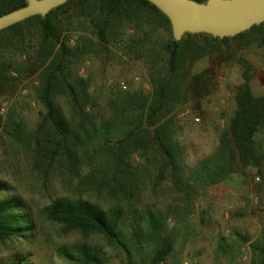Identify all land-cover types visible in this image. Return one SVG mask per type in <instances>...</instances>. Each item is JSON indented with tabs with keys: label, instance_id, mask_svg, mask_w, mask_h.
I'll use <instances>...</instances> for the list:
<instances>
[{
	"label": "trees",
	"instance_id": "obj_1",
	"mask_svg": "<svg viewBox=\"0 0 264 264\" xmlns=\"http://www.w3.org/2000/svg\"><path fill=\"white\" fill-rule=\"evenodd\" d=\"M27 4L28 0H0V17ZM81 26L90 27L92 36L88 30L74 36ZM171 27L169 18L148 0H71L44 17L0 31V109L7 92L30 73L39 76L37 100L45 110L32 133L25 130L14 109L5 117L0 115V130L28 154L30 176L45 201L34 210L14 186L0 180V243L23 240L36 245L39 234L50 225L64 237L74 234L81 239L56 243L50 262L44 264H107L103 250L90 242L93 236H102L109 245L124 251L127 264H142L134 259L135 253H149L152 264H162L174 253L175 241L167 230V217L150 209L143 214L138 210L141 182L138 170H133L134 155L144 156L152 147L157 149L163 165L158 178H169L177 193L184 195L186 213L194 197L204 190L235 175L245 176L250 169L262 172L264 95L253 94L248 63L243 65L245 83L235 95L237 109L220 134L216 151L192 170L186 168L184 150L168 116L180 88L186 86L199 96L210 80L201 73L187 81L189 59L205 56L215 43L247 36L264 53V23L234 38L185 34L179 42ZM160 28L170 32L162 47L168 72L158 79L153 95H128L119 103L110 100L109 116L94 114L90 81L79 74L82 60L97 44L108 50L112 43L123 46L127 40L130 49L142 50ZM130 30L133 32L127 34ZM197 39H203L205 46ZM13 47L25 57L21 64L15 62ZM64 102L70 106L69 112ZM100 156L102 168L87 166L85 159L91 162ZM84 166L88 167L86 174ZM63 177L61 183L68 182L72 192L57 191L55 178ZM220 247L224 250L222 244ZM251 247L255 253L252 264H264V244ZM32 257L18 253L0 264H36Z\"/></svg>",
	"mask_w": 264,
	"mask_h": 264
},
{
	"label": "rangeland",
	"instance_id": "obj_2",
	"mask_svg": "<svg viewBox=\"0 0 264 264\" xmlns=\"http://www.w3.org/2000/svg\"><path fill=\"white\" fill-rule=\"evenodd\" d=\"M87 30V34L92 36L91 28L84 26L73 35L78 36L79 32ZM132 32L130 30L127 34ZM169 36L168 30L160 28L149 46L142 50L130 49L127 40L123 46L112 43L108 50L100 44L94 45L93 52L82 60L79 68L80 76L90 81L94 114L109 116L110 100L119 103L128 95H153L158 79L168 72L167 56L162 47ZM196 41L205 46L203 39ZM213 46L205 56L191 58L186 64L187 81L201 73L210 77L205 89L197 96L183 86L170 103L168 118L173 119L172 129L184 150L187 170L194 169L200 160L216 151L219 136L237 109L235 95L245 83V62L250 66L253 94L264 95V53L250 36ZM12 52L17 64L25 61L18 48L13 47ZM39 84L38 75L27 73L21 83L7 92L0 109V115L4 117L14 109L24 121L28 133L37 129L45 113L37 100ZM63 105L69 112L70 106L65 102ZM261 138L264 139V132ZM92 155L96 156L95 153ZM85 162L87 166L99 169L104 161L100 156L91 162L85 159ZM132 165L133 170H138L141 182L136 200L140 214L150 209L154 214L167 217L166 227L175 241L174 253L162 264H252L255 257L252 244H264V162L262 172L260 168L250 169L245 176L235 175L231 180L195 196L189 213L184 210V195L177 193L171 180L158 178L163 165L155 147L144 156L134 155ZM87 166H84L83 174L88 171ZM64 179L55 178L54 186L59 193L67 194L73 188L69 189L68 182L61 183ZM0 180L14 186L34 210L44 204L43 194L30 176L28 154L1 130ZM98 201L109 205L102 199ZM80 239L74 234L64 237L58 228L47 225L39 234L36 245L23 240L0 243V262L18 253H29L33 255L32 262L48 263L56 243H72ZM90 242L103 250L108 258L107 264H127L126 253L109 245L102 236H93ZM134 259L142 264H152L149 253L144 256L135 253Z\"/></svg>",
	"mask_w": 264,
	"mask_h": 264
},
{
	"label": "water",
	"instance_id": "obj_3",
	"mask_svg": "<svg viewBox=\"0 0 264 264\" xmlns=\"http://www.w3.org/2000/svg\"><path fill=\"white\" fill-rule=\"evenodd\" d=\"M71 0H28L27 6L0 17V31L36 16H46ZM165 14L176 41L185 34L234 38L264 23V0H148Z\"/></svg>",
	"mask_w": 264,
	"mask_h": 264
}]
</instances>
